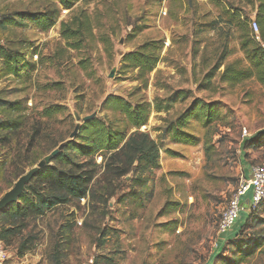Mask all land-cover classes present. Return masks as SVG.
Instances as JSON below:
<instances>
[{"label":"rangeland","instance_id":"rangeland-1","mask_svg":"<svg viewBox=\"0 0 264 264\" xmlns=\"http://www.w3.org/2000/svg\"><path fill=\"white\" fill-rule=\"evenodd\" d=\"M54 7L60 16L47 31L28 22L7 23L9 18L19 21L20 13ZM257 8L256 0H79L71 9L58 0H0V44L25 53L29 62L19 78L8 73L0 58V92L27 98L29 107L26 127L14 135L0 131V199L19 171L38 165L51 146L62 145L64 135L75 139L70 134L85 116L121 119L103 109L110 94L133 104L151 103L140 130L160 149V166L140 179L104 176V158L95 154L94 201L73 200L30 220L25 235H37L34 249L21 256V240L4 245L0 264H264V204L215 257L230 233L218 231L224 210L246 171L264 164V87L255 77L235 87L220 80L225 64L234 59L248 65L239 21L261 41L251 27ZM82 15L89 18L91 31L81 42L67 40L62 23L76 29ZM160 41V60L144 85L125 54ZM196 99L215 103L218 113L208 125L200 117L189 119L185 129L197 137L195 145L176 142L168 125ZM168 103L167 111L155 109ZM56 105L64 107L61 112L52 118L42 115ZM38 126L44 127L43 136L31 145Z\"/></svg>","mask_w":264,"mask_h":264},{"label":"trees","instance_id":"trees-1","mask_svg":"<svg viewBox=\"0 0 264 264\" xmlns=\"http://www.w3.org/2000/svg\"><path fill=\"white\" fill-rule=\"evenodd\" d=\"M58 1L65 9H71L79 0ZM256 1L258 2L256 21L261 41L255 39V34L247 28L245 22L239 21L242 32L241 47L248 65H245L240 58L225 64L220 80L231 87L240 85L253 77L264 87V0ZM19 16L21 17L19 21L9 18L7 23L22 26L28 22L41 31H47L57 23L60 9L54 7L41 11H26L20 13ZM0 24L4 25L2 22ZM62 25L63 35L67 40L75 39L81 42V39L85 37L84 33L91 31L89 18L85 15H82L76 29H71L65 22ZM163 44L162 41L149 42L140 49L125 54L124 61L132 69L140 71L144 85L147 84L146 75L156 68L160 60L159 50ZM0 58L4 60L8 73L19 78L22 77V69L29 66L25 53L12 52L1 44ZM2 93L0 92V131L14 135L29 123L28 99H12L8 95H2ZM170 107V103L155 105V109L159 112L167 111ZM63 108L62 105L49 106L44 109L42 115L52 118L53 114L61 112ZM151 108V103L146 101L133 104L125 97L115 94L108 95L103 103V109L113 115L119 113L122 118L106 119L96 115L81 126L78 125L79 130L75 139L64 135V138L58 140L63 142V147L52 160L55 164H47L39 169L19 200L1 212L0 241L5 246H11L17 240H21L17 250L19 255H25L34 249L38 241V237L33 231L25 235V231L31 224L29 223L30 220L42 217L58 206L69 204L73 200L80 201L89 197L94 201L98 194L93 189V180L99 165L94 161L93 156L97 153H101L104 158L103 166L101 165L104 167V176L115 180L122 179L129 174L140 179L144 172L159 167L160 149L158 143L147 132L140 130L142 126L147 124ZM217 113L215 103H204L201 99H196L181 117L168 125L167 132L176 142L195 145L197 137L185 129L189 119L200 117L204 120L205 125H208ZM78 126L75 127L74 131ZM42 129L44 127L38 126L32 131L29 144L34 145L36 140L43 136ZM12 138L8 137V142H11ZM255 138L256 135L245 138L243 145L246 146ZM57 145L51 146L50 150L57 149ZM22 146L19 143L17 151L21 152ZM168 152L174 154L171 150ZM249 172L248 169L245 176H248ZM24 173V171H19L17 179ZM113 194L110 192V196ZM248 195L250 196V194ZM100 196L103 200L106 195L103 193ZM263 204L264 199L253 210L241 212L233 228L228 231L230 233L218 244L215 257L222 253L226 242L235 240L241 235L242 231L249 225L251 213H256ZM242 213L244 214L243 217H241Z\"/></svg>","mask_w":264,"mask_h":264},{"label":"built area","instance_id":"built-area-1","mask_svg":"<svg viewBox=\"0 0 264 264\" xmlns=\"http://www.w3.org/2000/svg\"><path fill=\"white\" fill-rule=\"evenodd\" d=\"M251 27L259 33L258 23L254 20ZM250 194L252 209L256 208L264 199V164L250 168L248 176H243L240 186L229 201L218 225L219 233L225 234L233 228L241 212L244 210L243 201ZM4 243L0 241V260L4 254Z\"/></svg>","mask_w":264,"mask_h":264},{"label":"water","instance_id":"water-1","mask_svg":"<svg viewBox=\"0 0 264 264\" xmlns=\"http://www.w3.org/2000/svg\"><path fill=\"white\" fill-rule=\"evenodd\" d=\"M117 71V67H114L111 72L109 73V77H114ZM97 113H93L91 115L85 116L83 119L87 121L91 118H94ZM77 119L80 120V116L77 114ZM79 130V126L76 130L71 134V137L74 138ZM63 145H60L57 149L53 150L51 153L46 155L42 160L39 161L38 165L30 168L26 171L22 176L18 178L15 182L14 186L7 191L3 197L0 199V212L4 211L10 204L19 200L20 196L25 192L27 185L31 182L33 177L37 174L39 169L45 167L49 164L53 158L60 152Z\"/></svg>","mask_w":264,"mask_h":264},{"label":"crops","instance_id":"crops-1","mask_svg":"<svg viewBox=\"0 0 264 264\" xmlns=\"http://www.w3.org/2000/svg\"><path fill=\"white\" fill-rule=\"evenodd\" d=\"M243 207H244V211L250 209L251 204H250V198H249V195H246V196L244 197Z\"/></svg>","mask_w":264,"mask_h":264}]
</instances>
